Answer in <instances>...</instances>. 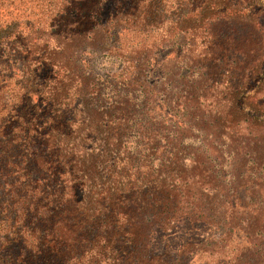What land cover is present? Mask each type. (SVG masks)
Returning a JSON list of instances; mask_svg holds the SVG:
<instances>
[{
	"label": "trees",
	"instance_id": "obj_1",
	"mask_svg": "<svg viewBox=\"0 0 264 264\" xmlns=\"http://www.w3.org/2000/svg\"><path fill=\"white\" fill-rule=\"evenodd\" d=\"M106 1L18 0L0 26V264H260L264 178L249 217L212 155L249 140L264 156V0H114L100 23ZM85 51L119 67L98 76ZM216 223L219 239L153 250Z\"/></svg>",
	"mask_w": 264,
	"mask_h": 264
},
{
	"label": "rangeland",
	"instance_id": "obj_2",
	"mask_svg": "<svg viewBox=\"0 0 264 264\" xmlns=\"http://www.w3.org/2000/svg\"><path fill=\"white\" fill-rule=\"evenodd\" d=\"M113 7L114 0H107L103 4V7L98 11V22L103 23L108 15L110 16L111 12L113 11ZM19 8H21V5L18 4V0H0V26H5V23L8 22L11 18L15 17L16 19H21ZM259 16L260 21L262 22L264 27V14H260ZM45 25L51 26L48 25V22H45ZM18 26L24 25L20 21V24ZM111 39L112 38L109 39L110 42ZM127 40L128 36H125L124 41ZM167 42L168 41H166V43ZM165 51L166 48H164V40L158 46H155L153 48L152 56L150 58L151 63L148 66L149 71L146 72L143 77L144 81H146L147 84L153 85L156 80L160 81L159 79H162L161 77L162 75H164V73L162 74V70L165 61ZM80 57L82 60H86L88 57H90V61L85 63L87 70H91L98 76H104L106 74L112 73L119 67L114 58L106 56L103 53H97L92 56H88L85 51L80 55ZM175 70L176 69L173 68L171 71ZM181 71H183V69ZM157 90L156 92L158 94V97H160L162 92H164V86L162 88L158 87ZM168 116L169 115L165 116L164 118L168 119ZM174 120L175 118H172L170 121ZM167 126L168 122L164 121V128L166 129ZM184 144L189 145V149L200 147V137L196 136L193 138H187ZM221 149L222 151H220V156L216 157V154L212 155V166L214 170L218 172V178L227 184L228 181L233 180L234 176L236 175V177L240 180L239 182L236 181L235 183L238 185V187H236V195L238 196L236 202L238 204L241 203L246 205L248 211L249 207L253 209L256 205H261L263 203V198L258 190H260L261 186H263L262 178H264V156L260 158L259 153L263 148L259 149L258 147H256V145H254V142L246 140L241 141L239 145L238 142L236 143V145H232L230 150H226L225 146H221ZM248 213H250L248 214L249 217H251L253 214H251L250 211ZM169 232H171V234L167 236H164L163 233L160 232L155 234L152 240V247L154 251L163 250L164 246L162 244L164 242H167L170 250H174L177 249V247L183 241L189 240L197 242L206 238H212L213 240L219 239L220 236H222L224 233V226L223 224L221 225V223H216L215 225L209 226L198 224V226H194L193 229H190L188 228V225H181L167 230V233ZM251 235L259 236V234H256V232L251 233ZM232 237L234 239V243H232L233 246H230L231 253L228 252V256L232 255L235 252L236 244L237 242L242 240L241 238L243 237V234L240 231H235L233 232ZM250 257H253V255L250 254ZM259 261L260 264H264V259L261 260V258H259ZM194 264H205V260L203 258L196 259L194 261Z\"/></svg>",
	"mask_w": 264,
	"mask_h": 264
}]
</instances>
